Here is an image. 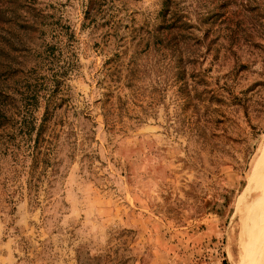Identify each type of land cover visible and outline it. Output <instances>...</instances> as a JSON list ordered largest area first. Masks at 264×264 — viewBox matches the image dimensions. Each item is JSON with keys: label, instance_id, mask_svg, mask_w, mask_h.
<instances>
[{"label": "rangeland", "instance_id": "374dc122", "mask_svg": "<svg viewBox=\"0 0 264 264\" xmlns=\"http://www.w3.org/2000/svg\"><path fill=\"white\" fill-rule=\"evenodd\" d=\"M0 90V264H243L264 0H0Z\"/></svg>", "mask_w": 264, "mask_h": 264}, {"label": "bare ground", "instance_id": "6f19581e", "mask_svg": "<svg viewBox=\"0 0 264 264\" xmlns=\"http://www.w3.org/2000/svg\"><path fill=\"white\" fill-rule=\"evenodd\" d=\"M261 162L259 161L260 165H262ZM262 175H264V170L262 171ZM257 195H258L257 197L258 201L256 202L254 208L260 211L259 221L261 225H263L260 226L262 228V232L260 231L261 233L259 234V236H257L256 234L248 235L247 240L243 244V246L245 247V252H244L245 260L243 264H264V246L259 251L260 244L262 245V242H264V176H263V180H261V182L258 185ZM252 231L253 229L251 230V232Z\"/></svg>", "mask_w": 264, "mask_h": 264}, {"label": "trees", "instance_id": "16d2710c", "mask_svg": "<svg viewBox=\"0 0 264 264\" xmlns=\"http://www.w3.org/2000/svg\"><path fill=\"white\" fill-rule=\"evenodd\" d=\"M5 98V99H4ZM9 98V95H5L1 90H0V114H1V116L0 117H2L3 115H2V105H3V102L5 101V100H7ZM35 98V95L34 94H30V95H28V97H27V99H30V100H32V99H34ZM4 117V116H3Z\"/></svg>", "mask_w": 264, "mask_h": 264}]
</instances>
